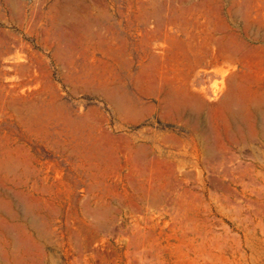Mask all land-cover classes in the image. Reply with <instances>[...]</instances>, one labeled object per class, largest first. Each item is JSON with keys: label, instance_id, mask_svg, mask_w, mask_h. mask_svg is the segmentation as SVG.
<instances>
[{"label": "rangeland", "instance_id": "1", "mask_svg": "<svg viewBox=\"0 0 264 264\" xmlns=\"http://www.w3.org/2000/svg\"><path fill=\"white\" fill-rule=\"evenodd\" d=\"M261 98L264 0H0V264H264Z\"/></svg>", "mask_w": 264, "mask_h": 264}, {"label": "bare ground", "instance_id": "2", "mask_svg": "<svg viewBox=\"0 0 264 264\" xmlns=\"http://www.w3.org/2000/svg\"><path fill=\"white\" fill-rule=\"evenodd\" d=\"M199 73V72H198ZM203 73V72H202ZM229 81V80H228ZM230 82V81H229ZM232 82V81H231ZM232 84V83H231ZM164 85V84H163ZM168 85V84H167ZM171 86V85H170ZM173 86V85H172ZM171 86V88L168 87H164V86H160L159 88L155 91V89L153 91H155L156 93H158V95L160 96V102L159 104H162L165 106V110L169 112V110L172 111H176L178 113H186L187 110H194L195 115H196V120L198 121V124L201 123L199 120V113L201 112L202 109H204V94H200L197 96H192L189 95L188 91L186 90V88L181 89L179 88V90H175L176 87H174L175 89H173ZM157 87V86H156ZM229 87V86H227ZM153 89V88H152ZM227 88V89H222V93H223V100H222V104L224 106V108L231 114L232 116V108L234 107L233 105V98H232V92L231 90ZM107 90V89H106ZM205 90V89H204ZM105 91V90H104ZM108 91V90H107ZM106 92V91H105ZM150 92V91H149ZM152 92V91H151ZM208 95V94H207ZM108 96L109 98L115 102L116 106H117V110L120 113L126 114L129 117H138L139 115H142V112H144V110H140L138 105L134 102L131 101V99H128L127 96H123L121 94H119L117 91H111L108 92ZM163 106V107H164ZM233 106V107H232ZM236 106V105H235ZM252 107H254L257 110H261L264 109V98H261L257 101H253ZM166 107H169L168 109H166ZM151 108V107H150ZM236 108V107H234ZM235 110V109H234ZM237 112L238 109H237ZM172 113V112H171ZM166 116V115H165ZM163 117V115H162ZM167 117V116H166ZM169 119V118H168ZM195 120V121H196ZM252 120V119H251ZM231 122V121H230ZM264 129V128H263ZM262 131V130H261ZM264 132V130H263ZM260 135V134H259ZM201 150V149H200ZM226 155V154H225ZM6 156V155H5ZM217 156V155H216ZM217 158V157H216ZM224 158V157H223ZM225 158L227 159V157L225 156ZM5 160V159H4ZM4 160L0 159V171L3 174L7 173V165L4 162ZM219 160V159H218ZM14 162V161H13ZM15 163V162H14ZM16 164V163H15ZM18 164V163H17ZM228 174V173H227ZM259 176V174H258ZM237 178V177H236ZM242 179V178H241ZM5 180V179H3ZM243 181V180H242ZM6 182V181H5ZM249 182V181H246ZM256 182V181H255ZM247 184V183H246ZM1 185V183H0ZM2 186V185H1ZM259 186V185H258ZM247 189V187H246ZM260 190V189H259ZM3 191V190H2ZM230 193V192H229ZM249 195V194H248ZM249 199V198H248ZM249 205V204H248ZM256 207V206H255ZM251 209V208H250ZM229 212V211H228ZM245 215V213H243ZM262 214V213H261ZM253 215V214H252ZM257 215V214H256ZM249 217V216H248ZM249 223V222H248ZM231 224V223H230ZM238 225V223H237ZM255 226V225H254ZM253 226V227H254ZM264 229V228H263ZM264 232V231H263ZM15 236V235H14ZM251 238V237H250ZM1 241V240H0ZM3 243V242H2ZM4 244V243H3ZM6 244V243H5ZM14 244V243H13ZM246 244V243H245ZM249 247V246H248ZM15 258V257H14ZM2 259V258H1ZM0 259V260H1ZM4 260V259H3Z\"/></svg>", "mask_w": 264, "mask_h": 264}]
</instances>
